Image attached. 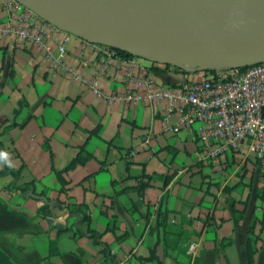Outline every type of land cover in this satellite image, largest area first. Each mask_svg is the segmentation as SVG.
Here are the masks:
<instances>
[{
  "label": "crops",
  "instance_id": "crops-1",
  "mask_svg": "<svg viewBox=\"0 0 264 264\" xmlns=\"http://www.w3.org/2000/svg\"><path fill=\"white\" fill-rule=\"evenodd\" d=\"M58 38L67 39L60 66L0 37V153L11 161L0 158V170L18 173L0 176V264H251V250L252 264H264L263 184L252 158L227 152L204 163L194 128L164 127L163 104L107 101L127 91L133 61L159 85L191 70L118 55L102 73L82 38ZM67 67L98 79L104 96Z\"/></svg>",
  "mask_w": 264,
  "mask_h": 264
},
{
  "label": "built area",
  "instance_id": "built-area-1",
  "mask_svg": "<svg viewBox=\"0 0 264 264\" xmlns=\"http://www.w3.org/2000/svg\"><path fill=\"white\" fill-rule=\"evenodd\" d=\"M0 17V37H12L33 46L54 65L66 64L67 39L58 38L62 29L17 0H0ZM82 40L99 53L102 73L119 55L109 46ZM80 65L85 67L87 61L82 59ZM67 71L95 96H104L98 79L88 80L72 67H67ZM189 74L190 78L178 84L159 85L133 61L125 73L127 91L107 96V101L126 106L163 104L164 127L169 132L195 129L202 162L217 165L227 152L252 158L262 178L264 194V60L191 69ZM171 115L177 116L173 125L168 121Z\"/></svg>",
  "mask_w": 264,
  "mask_h": 264
},
{
  "label": "water",
  "instance_id": "water-1",
  "mask_svg": "<svg viewBox=\"0 0 264 264\" xmlns=\"http://www.w3.org/2000/svg\"><path fill=\"white\" fill-rule=\"evenodd\" d=\"M17 1L69 34L154 64L191 70L264 60V0ZM167 33L181 34L187 45L136 46Z\"/></svg>",
  "mask_w": 264,
  "mask_h": 264
},
{
  "label": "bare ground",
  "instance_id": "bare-ground-1",
  "mask_svg": "<svg viewBox=\"0 0 264 264\" xmlns=\"http://www.w3.org/2000/svg\"><path fill=\"white\" fill-rule=\"evenodd\" d=\"M186 45H187L186 40L179 33H167V34L157 35L151 39L136 43V46L143 48L145 50L183 47Z\"/></svg>",
  "mask_w": 264,
  "mask_h": 264
},
{
  "label": "trees",
  "instance_id": "trees-1",
  "mask_svg": "<svg viewBox=\"0 0 264 264\" xmlns=\"http://www.w3.org/2000/svg\"><path fill=\"white\" fill-rule=\"evenodd\" d=\"M117 52V54H119V55H121V56H123L124 58H130V57H132V55H130V54H127V53H125V52H121V51H116ZM83 163V160L82 159H77V160H74V161H72L70 164H69V166H68V168L67 169H72V168H74L77 164H82ZM6 174H13L14 176H18V173L17 172H11V171H8L7 169H6V167L4 168V170H0V176H2V175H6ZM16 179V178H15ZM32 188V183H27V184H24V185H21V186H16L15 184L13 185V189L15 190V191H20V192H26V191H28V190H30ZM142 188L143 187H141V190H142ZM54 245V242H52L51 241V243H50V246H51V252H52V246ZM256 253V251L255 250H251V252H250V257H251V264L253 263V255Z\"/></svg>",
  "mask_w": 264,
  "mask_h": 264
},
{
  "label": "clouds",
  "instance_id": "clouds-1",
  "mask_svg": "<svg viewBox=\"0 0 264 264\" xmlns=\"http://www.w3.org/2000/svg\"><path fill=\"white\" fill-rule=\"evenodd\" d=\"M0 158H2L5 163L11 164V161L8 159V153H0Z\"/></svg>",
  "mask_w": 264,
  "mask_h": 264
},
{
  "label": "rangeland",
  "instance_id": "rangeland-1",
  "mask_svg": "<svg viewBox=\"0 0 264 264\" xmlns=\"http://www.w3.org/2000/svg\"><path fill=\"white\" fill-rule=\"evenodd\" d=\"M191 69H198L197 67H192ZM186 77L187 78H190L191 77V74H186ZM169 82L172 84V81L171 80H169Z\"/></svg>",
  "mask_w": 264,
  "mask_h": 264
}]
</instances>
